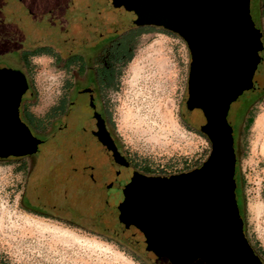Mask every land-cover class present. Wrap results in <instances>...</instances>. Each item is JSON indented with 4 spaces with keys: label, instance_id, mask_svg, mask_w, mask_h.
Instances as JSON below:
<instances>
[{
    "label": "flooded vegetation",
    "instance_id": "1",
    "mask_svg": "<svg viewBox=\"0 0 264 264\" xmlns=\"http://www.w3.org/2000/svg\"><path fill=\"white\" fill-rule=\"evenodd\" d=\"M54 1L57 5L64 2ZM85 4L83 15L86 8L91 11L86 13L92 27L0 29V67L17 70L24 77L26 88L19 100L18 116L40 140L33 153L0 156V166L12 167L13 175L17 176L13 190L18 193L17 206L25 212L103 233L116 240L142 238L153 227L155 234L167 233L165 228L173 225L164 200L168 182L174 199L182 205L196 202L201 194L214 193L222 186V178L211 180L208 175L201 177L195 172L213 152V143L189 119L185 100L187 123L208 143L203 159L191 164L186 161L173 171L163 172L129 151L116 133L104 96L116 78L115 66L130 54L134 36L146 29H129L133 25L136 28L135 24L127 29L99 28L94 25L101 23L99 1L85 0ZM261 11L264 13V4ZM56 12L61 15L59 10ZM34 32L38 34L33 35ZM38 48L46 52L33 54ZM38 55L49 56L62 72L61 89L44 109L37 108L38 91L30 75L33 58ZM262 94L264 89L245 99L246 104L232 125L231 140L235 199L242 231L264 264L245 234L238 170L243 131L252 115V104ZM130 211L135 213L134 224L138 226L134 235L130 231L121 232L126 229L122 214Z\"/></svg>",
    "mask_w": 264,
    "mask_h": 264
},
{
    "label": "rangeland",
    "instance_id": "2",
    "mask_svg": "<svg viewBox=\"0 0 264 264\" xmlns=\"http://www.w3.org/2000/svg\"><path fill=\"white\" fill-rule=\"evenodd\" d=\"M122 3L128 6L126 1ZM30 4L31 0H1L0 29H11V25L12 29H64L60 24L77 15L68 13L66 7L61 12L62 3L57 5L54 0H36L33 8ZM263 4L250 0L254 20L259 7L264 41ZM46 9H59L65 21L53 22V15ZM121 14L125 20L127 12ZM14 15L15 20L11 19ZM113 15L115 19L120 17ZM130 25L112 24L105 29H127ZM136 29L146 30L132 39L130 58L115 66L116 78L104 100L116 133L129 151L160 171H173L186 161L198 162L208 151L207 140L187 123L184 114L189 49L179 35L164 28L144 25ZM30 70L38 91L37 108L44 109L61 89L62 72L47 55L35 56ZM245 104L243 98L231 104L228 118L233 125ZM252 106L253 121L243 131L238 170L244 229L248 239L264 252V94ZM11 170L12 167L0 166V264H149L141 252L145 245L142 238L134 242L123 237L124 242L19 208L18 193L13 190L17 176Z\"/></svg>",
    "mask_w": 264,
    "mask_h": 264
},
{
    "label": "water",
    "instance_id": "3",
    "mask_svg": "<svg viewBox=\"0 0 264 264\" xmlns=\"http://www.w3.org/2000/svg\"><path fill=\"white\" fill-rule=\"evenodd\" d=\"M98 1L101 23L94 25L99 28L112 24L116 27L131 23L153 25L176 33L186 42L190 53L187 114L213 143V152L195 172L201 177L208 175L211 180L223 179V187L218 186L216 192L201 194L199 200L185 205L174 199L168 182L164 200L173 225L165 228L167 233L155 234V227L143 231L145 245L141 252L153 264H263L242 231L233 179V123L228 118L232 103L264 89V41L259 7L254 20L250 0H123L127 7L122 0ZM31 2L32 8L36 7V0ZM119 9L127 12L125 20ZM46 10L53 15V22L65 21L58 12ZM87 11L91 12L88 8L84 15L83 11H77L74 20L60 25L64 29L92 27ZM113 14L120 17L115 19ZM15 18V15L11 17ZM79 21L82 23L77 27ZM25 88V79L19 71L0 67V156L29 154L38 148L40 140L18 116L19 100ZM122 215L126 229L121 232L136 234L133 232L138 227L134 224L135 213ZM128 240L136 242L139 237Z\"/></svg>",
    "mask_w": 264,
    "mask_h": 264
},
{
    "label": "trees",
    "instance_id": "4",
    "mask_svg": "<svg viewBox=\"0 0 264 264\" xmlns=\"http://www.w3.org/2000/svg\"><path fill=\"white\" fill-rule=\"evenodd\" d=\"M78 1V0H77ZM81 2H83V3H81ZM86 4H85V0H79L78 2H74V3H72V2H69V3H64L63 4V7H61V9H60V6H59V9L61 10V12H63V8L64 7H66V9L68 10L67 12H69V11H72V12H77V11H79V10H81L82 9V6H85ZM58 9V10H59ZM60 17L61 18H64V16H62V14L60 15ZM137 26V25H136ZM138 26H140V25H138ZM136 27V28H139V27ZM144 26V25H143ZM146 26H153V25H146ZM135 27H134V25L132 26V27H130L129 29H136ZM162 30H164V29H162ZM165 31V30H164ZM166 32H168V33H171L172 34V32H170V31H166ZM42 52H46V51H44V50H41L40 48H38V49H35L34 51H33V54H41ZM130 56H131V53L125 58V60H127V59H129L130 58ZM252 121H253V115H251V117H250V119H249V121H248V123H247V125H246V127L248 128L250 125H251V123H252ZM200 134V133H199ZM201 135V134H200ZM245 234H246V232H245ZM247 235V234H246ZM253 244V246H254V248L257 250V252L261 255V257L264 259V252L261 250V249H259L254 243H252ZM150 264V263H149Z\"/></svg>",
    "mask_w": 264,
    "mask_h": 264
},
{
    "label": "bare ground",
    "instance_id": "5",
    "mask_svg": "<svg viewBox=\"0 0 264 264\" xmlns=\"http://www.w3.org/2000/svg\"><path fill=\"white\" fill-rule=\"evenodd\" d=\"M36 222V221H35ZM63 233L65 234V235H69L67 232H65V231H63Z\"/></svg>",
    "mask_w": 264,
    "mask_h": 264
}]
</instances>
